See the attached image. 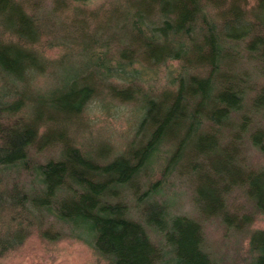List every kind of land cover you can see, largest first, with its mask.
<instances>
[{
    "label": "trees",
    "instance_id": "obj_1",
    "mask_svg": "<svg viewBox=\"0 0 264 264\" xmlns=\"http://www.w3.org/2000/svg\"><path fill=\"white\" fill-rule=\"evenodd\" d=\"M73 1L86 0H54L51 10L44 9L45 0H0V84L7 85L5 76L16 80V88L0 95V212H9L6 222L0 220V256L21 244L33 229L42 237L58 238L46 220L51 217L52 223L84 240L105 264H226L225 258L214 257L205 246L200 220L214 219L225 235L248 236L245 256L227 264H264V230H248L254 218L264 214V127H253L251 119V111H264V85L256 88L243 68L252 62L264 74V0L112 1L111 14L121 21L114 28L126 34L114 32L112 42L92 44L106 47L102 52L92 50L100 60L108 49L112 52L107 53L106 63L97 64L98 82L70 89L63 100H51L55 114L69 120L81 113L104 82L113 98L143 99L140 138L105 162L88 157L60 136L53 137L48 124L59 117L45 116L40 100L35 104L31 98L30 83L45 75L52 63L43 55L42 36L77 30L80 24L83 30L91 29L88 16L77 6L72 7L75 17L70 22L55 18L57 10ZM195 40L200 41L197 48L202 55L192 67L185 57ZM4 54L10 55L12 65ZM231 57L239 58L241 70L221 73L219 60ZM168 60L180 63L174 90L151 96L135 85L139 72L133 64L154 67ZM196 65L207 71L201 77L204 82H196L199 75L190 71ZM111 78L127 83L113 84ZM232 116H237L234 122ZM179 122H186L188 135L198 126L205 129L201 135L195 133V152L206 153L203 158L213 177L210 189L193 194L200 220L173 214L154 197L161 187L157 183L174 171L179 158L177 147L164 159L171 151L169 133ZM56 142L61 147L58 159L40 162L37 155ZM245 142L263 156L262 165L253 170L245 162ZM161 153L160 178L146 183L151 169L146 167ZM236 156L245 168L228 176L224 163ZM11 172L30 177L29 183L16 182L12 176L10 182ZM145 183L146 189L138 192ZM127 193L135 197L133 206L125 200ZM234 194L243 198L236 206L230 203ZM133 210L136 218L130 215Z\"/></svg>",
    "mask_w": 264,
    "mask_h": 264
},
{
    "label": "rangeland",
    "instance_id": "obj_2",
    "mask_svg": "<svg viewBox=\"0 0 264 264\" xmlns=\"http://www.w3.org/2000/svg\"><path fill=\"white\" fill-rule=\"evenodd\" d=\"M112 1L86 0L83 3L73 1L69 2L68 6L57 10L58 14L55 15L57 20L70 22L75 17L72 7H79L88 16L86 18H88L89 23L91 22V29L90 31L83 30V25L80 24L77 30L67 28L62 33L55 31L43 35L40 41L41 44L44 43L46 46L43 47L42 52L45 59L52 63L45 75L36 76L35 80L30 83L32 102L36 104L40 100L39 107L44 110L45 116L54 114L56 115L55 117H59L48 124V130L51 132V135L53 137H62L63 140H67L68 143L78 148L88 157L101 162L108 161L124 153L127 146L138 141L142 134L138 131V126L142 115L141 109L144 105L143 99L139 96V100L113 98L107 91L108 82H104L100 87H97L95 95L87 100L81 113L71 117L69 120H65L61 113L55 114V111L52 109L51 100L54 97L63 100L65 93L70 89H75L86 84L94 85L95 82H98L96 76H94L97 69H99L97 64L99 61L106 63L108 58L107 53L110 51V54H112V52L108 49L102 58L103 60H100L97 55L92 53V50L94 48L95 52H102L105 51L106 47L104 48L102 43H97L93 46L92 44L107 39H110V42H112L114 32L121 36L126 34L124 31H118L114 28L121 21L112 15L115 6V3ZM252 5L253 2L251 1L248 3L247 8L250 9ZM43 7L44 9L51 10L55 7L54 0H45ZM131 12L134 11L131 10ZM86 18L84 20H87ZM97 27L103 30L100 31ZM199 45L200 41L195 40L185 57L189 60L192 67L197 64L202 55V50L197 48ZM202 49L205 51V48ZM2 57L3 53L0 51V58ZM4 58L12 65L9 54H4ZM226 60L224 59L225 62L219 60L223 64L221 73L227 71L239 72L241 70L239 58L231 57L229 59L226 58ZM226 62L229 65L224 67ZM114 63L115 61H112L111 65H114ZM179 64L178 60H168L154 67H149L143 63H135L133 67H136L139 72V80L134 81L135 85H139L141 90L148 92L151 96H157V94H161L171 88L174 90L178 83L176 77L181 73ZM243 68H246L251 75L252 84L256 88L264 85V74L259 71L255 63L246 62L243 64ZM182 70L185 71L186 68ZM190 71H195L199 75L196 82H204V79L201 77L206 76L207 71L202 66L196 65L195 70ZM218 75L220 74L217 73L216 76L218 77ZM5 77L7 85L0 84V95L9 88H16L15 78L12 76ZM109 80L110 83L117 85H126L127 83V81H120L118 78H111ZM205 91L207 92L208 89H205ZM201 101L203 106L207 108L208 101L205 99ZM251 115L253 127H264L263 110H259L258 112L253 110L251 111ZM236 118L237 116H232V122ZM228 124H230L229 121H227L226 126ZM204 130V127L198 126L196 127V132L188 135L186 122H179V125H176L171 130L169 133L171 151H168L169 153L166 154L164 159L177 147H180L179 158L174 161V171L169 173L164 180L157 183L156 186L161 185V187L154 196L158 201L164 202L171 213L186 215L199 220L200 218L193 202V194L198 191L206 192L207 189H210V179L213 177L206 160H204L206 153L204 156V153L198 155L195 152L198 139L195 133L201 135ZM233 130L238 131V128L233 127ZM206 143L207 141L204 144ZM244 147L245 162H247L248 166L253 170L262 165L263 156L257 148L246 142ZM60 148V144L56 142L53 146L38 154V160L42 162L47 159H58ZM163 156L162 153L159 154L157 161L146 167L151 168L145 175L144 181L146 183L148 181L155 182L160 178L159 169L162 166L160 164L162 163ZM239 159L240 157L236 156L230 162L224 163L228 170V172H225L226 175H236L237 170L241 171L238 168H245V165L241 164ZM11 176L16 182H20L21 184L29 183L30 177L28 176L11 172L10 178H8L10 182L13 180ZM146 183L138 192L141 193L146 189ZM134 199V196L127 193L125 200L129 206H133ZM240 202H243V198L240 195L234 194L230 197L232 206H236ZM231 210L233 211V209ZM130 215L136 218V211L133 210ZM7 217H9L8 211L4 213L0 212V220L2 222H6ZM46 220L49 226L54 231H57L59 234L58 238L53 237V239H49L42 237L36 229H33L21 244L9 249L0 256V264H105V261L84 240L71 234L67 227L59 223H52L54 221L51 217ZM200 221L204 228L205 246L214 257L220 256L225 258L224 261L227 264L232 263L234 259L239 260V258L245 256L248 246L247 234L230 236L227 235L228 232L225 235L224 227L218 220L204 219ZM2 222H0V225ZM248 230H264V214L257 215ZM150 236L156 240L154 234L151 233Z\"/></svg>",
    "mask_w": 264,
    "mask_h": 264
}]
</instances>
